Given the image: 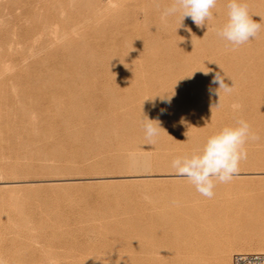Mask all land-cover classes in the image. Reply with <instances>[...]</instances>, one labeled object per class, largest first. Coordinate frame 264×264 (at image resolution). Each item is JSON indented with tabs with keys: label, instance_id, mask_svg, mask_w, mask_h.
<instances>
[{
	"label": "rangeland",
	"instance_id": "1",
	"mask_svg": "<svg viewBox=\"0 0 264 264\" xmlns=\"http://www.w3.org/2000/svg\"><path fill=\"white\" fill-rule=\"evenodd\" d=\"M17 1L11 6L0 0L1 36L6 44L13 41L25 2L37 29L57 28L52 93L59 102L45 101L49 113L36 130L41 150L33 161L26 158L21 143L0 145V181L9 185L4 194L22 198L26 192H36L45 204L56 233L46 248L52 254L49 264H181L180 257L194 254L195 247H165L153 254L148 248L150 238L138 226L146 218L152 225L176 210L180 211L172 217L175 223L178 218L188 223L187 206L209 215L193 219L200 227L209 224L204 220L214 219L210 228L214 234L210 231L206 237L211 248L222 234H234L235 241L236 234L246 230L255 237L244 236L241 241L264 242V222L248 224L249 213L264 201V0H243L261 30L236 49L216 35L227 20V0H217L208 28H198L188 18L177 31L178 15L161 20V12L172 0ZM2 55L0 60L5 58L9 64L5 52ZM217 64L234 81L232 93L221 91L220 101L209 93L210 87L218 88L211 84L212 75L216 71L223 75ZM207 68L212 70L207 76L197 71ZM5 78L9 85L10 75ZM231 80L225 78L229 86ZM163 94H174L170 104L155 97ZM66 102L69 106L74 102L71 114ZM218 103L220 107H214ZM143 115L158 119L165 130L154 143L145 137ZM237 119L247 121L258 137L246 143L248 157L241 161L240 171L263 174L217 183L209 199L178 177L171 161L191 153ZM143 155L148 165H142ZM134 157L140 163L133 164ZM25 162L32 163L30 173L23 172ZM216 210L218 214L212 215ZM12 219V224L18 222L17 214L12 213ZM190 222L186 224L192 227ZM15 228L6 227L7 236L1 241L7 263L17 260L23 248ZM209 259L215 264L216 253Z\"/></svg>",
	"mask_w": 264,
	"mask_h": 264
},
{
	"label": "bare ground",
	"instance_id": "2",
	"mask_svg": "<svg viewBox=\"0 0 264 264\" xmlns=\"http://www.w3.org/2000/svg\"><path fill=\"white\" fill-rule=\"evenodd\" d=\"M6 2L11 6H15L18 4L17 0H6ZM22 4L24 5L25 11L21 14L20 27L17 31L15 30L13 41L10 44L8 43L6 44L5 39L3 38V36H1L0 33V55L2 54L4 55L5 52L6 60L7 59L11 60L9 64L4 63L5 58L4 59L2 58V60H0V145L2 144L10 145L14 142L21 143L20 147L22 148V151L23 150L25 151L26 158L33 161L39 155L41 150V147L38 146L39 142L38 144L36 143L38 138L36 135V133L38 132H36V130L39 127V125L44 121L43 118L44 115L49 113V110L44 109L45 101H48L49 104L53 105L57 100V99L55 100L52 93V90L55 89L54 84H56V73H57L55 71V65L57 63L55 57L56 56L55 42L57 40V30H56L57 28H55L54 26H47V29L44 31L37 29L36 26L32 23L30 12L27 10V6H29V3L25 2ZM7 74L10 75L9 85L5 82L6 81L5 76ZM9 98L11 99V102L9 101ZM57 102L59 101L57 100ZM67 105H68V109L70 110L67 111V114H69L70 112H74L73 109L74 102L71 103V106H69L68 103ZM57 114L59 113L57 112ZM59 115H61V113ZM64 121L65 119L62 122ZM67 121L68 120H66L65 122L67 123ZM131 153L132 152H130V154ZM1 155L2 154L0 148V158L2 157ZM143 156L144 159L142 160L144 161L142 165L143 166L148 165L147 161L145 160L146 155ZM131 162L133 164H137L139 162L138 157H134ZM240 169H244V168H240ZM32 170H33L32 163L31 162H29L28 164L26 163V171L23 172L30 173ZM244 171L245 170L239 171L236 177L237 176L243 177V175L245 176L250 175L251 177L253 176L259 177V175L263 174L261 173L262 171L261 172H254V171L244 172ZM173 174L175 173L173 172ZM165 177L171 178L173 177V175L172 174L165 175ZM72 178L74 177H71L70 179ZM74 179H72V181ZM5 184H6L5 181H0V264H49V262H51L52 260V254L46 248L47 245H49V243H51L52 240L56 238V233H54L55 230H52L51 228L52 226L49 223V219H50L49 211L47 210L45 204L40 199V197L35 194L36 192L35 193L26 192V194L22 196V198H19L16 195H15L16 197L9 194L7 195V193L6 194L3 193V189L4 187H8L9 185L7 184L5 185ZM11 193L14 192L12 191ZM28 204H32V207L28 208ZM33 205L35 207H33ZM190 207L187 206V208L186 207L185 209L183 208L186 211V215L188 217V219L186 220H188V223L189 220L191 221L190 223H192L193 219H195L197 216L199 217L205 216L204 215L205 212L201 213L200 216L199 213L201 210H199V213L197 214V212L192 210ZM178 211L180 210L173 211L171 215L169 214L166 217H164V214H162L164 218L163 219L161 218L162 215L161 217L159 216L161 218L159 220H157L159 217H157V219L155 218L157 221L153 220L152 225L149 224L148 220H146L147 218L144 219L146 223L145 221H142L143 219L141 220L143 223H139L138 226L139 231L145 237L150 238L151 240L150 241L151 243L148 246V248L153 252V254L157 252H161V250H163L162 248L165 247H170L172 249L173 248L176 249V247H178L179 249V246L189 247L191 245L195 247V253L180 257L179 263L193 264L194 263L193 261L199 258L198 262L197 260L195 261L196 264H212L210 262H207V260L209 258H212L213 253H216L217 259L215 260L216 261L215 264H232L231 255L233 252L264 253V242H243L244 236H251L253 238L255 237L254 233L248 232L247 230L246 232L237 231L238 234L236 235L238 239H236L235 241H234V234L233 236H229V237H224L225 235L222 234L223 237L221 236V238L218 237L217 239L215 238L216 236L213 235L214 238L216 239V242L214 244L215 247L212 246L211 248L210 244H208V242L210 243V241L207 242L206 237L213 229L210 228L215 226L214 219L210 221L207 220L209 215L205 216L207 217L206 219L207 222L206 220H204V222L209 223L207 224L208 227L205 225L204 227L203 225H201L202 227H200V223L195 221L197 218H199L197 217L194 220L195 224L192 223L193 226L191 227L187 225L188 223L186 221L185 222L187 224L183 221V219L185 218H178V220H176V223L177 221L179 222V220L182 219L180 223L183 222V224H181L182 225L181 226L179 223H177L180 225V227H176L177 225H175L176 223L173 220L174 218L172 217L173 215H176V213L178 214ZM215 212H217V210ZM12 213L17 214L18 216V222L16 221L15 224H12L11 222V220H13ZM180 213L181 212H179V214ZM212 213H213L212 215L218 214V212L217 213L212 212ZM236 213L239 214V212ZM249 214L251 215V218L249 219L248 224H251V226L253 224L256 225L257 223H263L264 201L258 204V206L254 210H252L251 213ZM238 216L240 218L242 215L239 214ZM204 222L201 224H204ZM196 223L197 224L199 223L198 225L199 228L197 226H194L196 225ZM241 223L238 225H241ZM15 226L17 228V229L15 228L17 230L16 232L18 233L19 236V245H21L23 248L20 251V255L15 254L14 257H17L16 255H18L17 260L12 259L13 261L7 263V258L5 257L6 254H4L3 250L1 249V241L4 238V235H6L5 228L9 227L12 229ZM217 229H218L217 227L216 229L214 228V231ZM212 233L214 234V232ZM165 235L166 238L163 240V237ZM260 235L262 234L260 233ZM205 245L207 246L209 245V246L206 248ZM213 247L217 248L216 251L213 250L214 249Z\"/></svg>",
	"mask_w": 264,
	"mask_h": 264
},
{
	"label": "clouds",
	"instance_id": "3",
	"mask_svg": "<svg viewBox=\"0 0 264 264\" xmlns=\"http://www.w3.org/2000/svg\"><path fill=\"white\" fill-rule=\"evenodd\" d=\"M216 5L217 0H172V3L161 12V20L167 22L168 17L178 15L179 26L176 31L185 27L183 21L188 18L198 28L205 26L208 28L207 22L213 19L212 10ZM226 9L227 20L216 29V35L221 40L236 49L257 37L261 30V23L253 20L247 3L243 0H227ZM186 30L191 31V29ZM218 67L223 71V75L220 71H216L212 75L211 84L218 85V88L210 87L209 93L210 95H218L220 101L221 91L226 94L232 93L234 81L227 76L219 65ZM197 71H202L207 76L212 70L207 68V70ZM226 77L232 81L231 86L225 82ZM173 95L163 94L155 97L159 96L163 102L170 104ZM153 106L155 107V105ZM214 107L219 108L220 103ZM233 107L239 108L240 106L234 105ZM164 111L161 109L162 114ZM181 123H185L183 118H181ZM141 125L146 139L153 143L161 131H165L160 126L158 119H149L146 115L141 117ZM249 139L256 140L258 137L251 132V126L247 121L237 119L234 125L221 128L191 153H185L174 158L171 161V168L178 177L187 180L200 195L211 199L215 194L214 189L217 183H229L239 173L241 161L248 157L245 145Z\"/></svg>",
	"mask_w": 264,
	"mask_h": 264
},
{
	"label": "built area",
	"instance_id": "4",
	"mask_svg": "<svg viewBox=\"0 0 264 264\" xmlns=\"http://www.w3.org/2000/svg\"><path fill=\"white\" fill-rule=\"evenodd\" d=\"M232 264H264V253L237 252L233 256Z\"/></svg>",
	"mask_w": 264,
	"mask_h": 264
}]
</instances>
